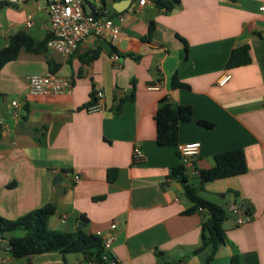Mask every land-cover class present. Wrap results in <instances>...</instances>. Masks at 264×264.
<instances>
[{
    "label": "crops",
    "instance_id": "obj_1",
    "mask_svg": "<svg viewBox=\"0 0 264 264\" xmlns=\"http://www.w3.org/2000/svg\"><path fill=\"white\" fill-rule=\"evenodd\" d=\"M159 1L139 6V0H89L86 12L112 20L116 39L87 35L68 57L21 50L2 67L0 217L16 220L54 202L49 230L74 232L83 216L84 232L112 238L119 264H206L210 247L193 253L203 212L182 215L190 203L169 175L181 158L176 147L156 143L154 115L165 100L192 111L189 122L178 124L177 145L200 144L183 166L187 179L210 168L216 154L244 152L245 174L205 184L199 192L201 198L204 191L218 196L203 199L227 212L226 243L211 264H231L233 255L240 264H264V0H179L169 12ZM17 33L36 43L49 36L44 0L15 6L0 0V49ZM244 45L250 63L226 69L231 51ZM50 73L68 80L71 93L31 96L28 77ZM225 74L228 81L218 85ZM97 92L102 109L89 112ZM135 148L142 151L138 160ZM109 170L116 171L112 182ZM232 206L251 221L236 225ZM0 264L68 259L47 253L16 260L0 246Z\"/></svg>",
    "mask_w": 264,
    "mask_h": 264
},
{
    "label": "trees",
    "instance_id": "obj_2",
    "mask_svg": "<svg viewBox=\"0 0 264 264\" xmlns=\"http://www.w3.org/2000/svg\"><path fill=\"white\" fill-rule=\"evenodd\" d=\"M179 0H160L166 11H171L177 6ZM152 26L149 28L151 34ZM47 36L42 42H34L28 35L17 33L9 38L6 47L0 49V70L8 62L16 60L21 50L26 52L41 53L46 49ZM250 63L249 48L244 45L231 51L226 69L237 68ZM175 80L172 86H178ZM131 99V97L129 98ZM90 104V103H89ZM88 104V105H89ZM192 111L186 106H172L165 100L160 101L154 115L156 128V143L161 147H176L178 143V124L191 120ZM199 125L208 126L199 121ZM1 134V129H0ZM213 165L208 169L199 170L197 173L198 184L195 186L188 182L183 165L169 170L171 178L178 179L184 196L190 203V207L182 212V215H191L203 212L201 223L200 245L193 251L199 254L206 248L212 249L206 260L211 264L217 250L226 243L223 224L227 218V212L212 202L204 200L199 192L205 184L243 175L247 171L244 152L242 149L225 151L213 156ZM115 170H109L108 182H112L116 176ZM56 212V204L48 203L38 209L32 210L16 220H6L0 217V239L4 240L7 233L19 232L20 236L8 238L9 252L16 259L29 261L30 257L47 253L80 254L81 264H102L103 239L97 235L89 234L78 228L74 232H60L47 229L48 219ZM249 215V213H246ZM231 264H240L237 255L231 257Z\"/></svg>",
    "mask_w": 264,
    "mask_h": 264
},
{
    "label": "built area",
    "instance_id": "obj_3",
    "mask_svg": "<svg viewBox=\"0 0 264 264\" xmlns=\"http://www.w3.org/2000/svg\"><path fill=\"white\" fill-rule=\"evenodd\" d=\"M4 1L8 5L15 6L22 4L25 0ZM44 2L50 23V34L46 41V49L49 51L68 57L76 52L80 41L87 35H93L108 41L119 36V29L113 25L112 20L86 12L89 0H44ZM145 4L146 0H139L138 2L139 6ZM261 11L264 12V6L261 7ZM112 59L118 60V57L114 55ZM228 79L229 75H223L218 85H223ZM28 93L31 96L69 95L71 84L55 73L45 76L32 75L28 77ZM94 98V103L87 108L89 112L102 109V93L97 92ZM11 105L13 107L17 106L15 102H12ZM199 148V143H186L176 146L183 166L190 164L191 158L198 154ZM132 155L134 160H138L142 157V151L135 148ZM68 175V173H64V176ZM73 179L77 181L78 176H74ZM230 212L235 215L236 225L238 226L251 221L249 216H239L238 208L235 206L230 208ZM110 229H115V225L111 224ZM111 244V237L103 239L102 254L100 256L102 264H119L111 250Z\"/></svg>",
    "mask_w": 264,
    "mask_h": 264
},
{
    "label": "rangeland",
    "instance_id": "obj_4",
    "mask_svg": "<svg viewBox=\"0 0 264 264\" xmlns=\"http://www.w3.org/2000/svg\"><path fill=\"white\" fill-rule=\"evenodd\" d=\"M188 182L190 184H193V185H197L198 184L197 179L196 178H192V177L188 178ZM200 195L203 198L207 199V200H214V201H218L219 200L218 196H216L215 194H210V193H207L205 191L202 192ZM51 217L48 219V221L46 223L47 229H51V224H50ZM7 234H15V232L7 233ZM66 257L68 259V264H73L74 262L80 261L82 256L80 254H66Z\"/></svg>",
    "mask_w": 264,
    "mask_h": 264
},
{
    "label": "water",
    "instance_id": "obj_5",
    "mask_svg": "<svg viewBox=\"0 0 264 264\" xmlns=\"http://www.w3.org/2000/svg\"><path fill=\"white\" fill-rule=\"evenodd\" d=\"M95 16V15H94ZM60 188H57V190L55 191V196L56 198L60 197ZM86 224V220L83 216H80L79 217V222H78V226L79 228H82L84 227ZM0 246L4 249H9L10 248V244L9 243H6V242H1L0 241Z\"/></svg>",
    "mask_w": 264,
    "mask_h": 264
}]
</instances>
